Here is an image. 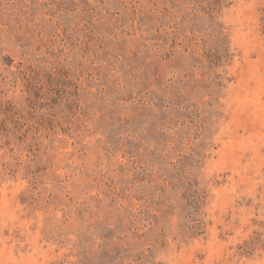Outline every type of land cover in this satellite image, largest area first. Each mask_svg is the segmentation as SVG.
I'll return each instance as SVG.
<instances>
[{"label": "rangeland", "instance_id": "rangeland-1", "mask_svg": "<svg viewBox=\"0 0 264 264\" xmlns=\"http://www.w3.org/2000/svg\"><path fill=\"white\" fill-rule=\"evenodd\" d=\"M0 264H264V0H0Z\"/></svg>", "mask_w": 264, "mask_h": 264}]
</instances>
